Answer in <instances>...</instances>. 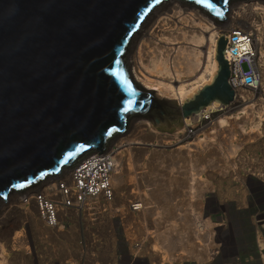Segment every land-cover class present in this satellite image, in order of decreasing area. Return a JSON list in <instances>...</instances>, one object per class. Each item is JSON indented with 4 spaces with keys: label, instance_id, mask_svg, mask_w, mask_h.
<instances>
[{
    "label": "water",
    "instance_id": "95a60500",
    "mask_svg": "<svg viewBox=\"0 0 264 264\" xmlns=\"http://www.w3.org/2000/svg\"><path fill=\"white\" fill-rule=\"evenodd\" d=\"M168 1L0 0V201L106 152L133 118L173 126L234 101L225 37L214 81L181 109L135 81L133 37ZM175 1L222 24L237 0Z\"/></svg>",
    "mask_w": 264,
    "mask_h": 264
},
{
    "label": "bare ground",
    "instance_id": "6f19581e",
    "mask_svg": "<svg viewBox=\"0 0 264 264\" xmlns=\"http://www.w3.org/2000/svg\"><path fill=\"white\" fill-rule=\"evenodd\" d=\"M230 4L231 6L229 7V10L225 13L228 20L222 24H217V21L216 23H213L212 21H214V18L211 16L209 17V15L207 17V13L195 9L197 7L182 4L175 0H170L155 9L144 25L140 28L139 32L134 35L133 47L137 44L139 39L146 37L147 33L144 35V32L146 31L151 19L156 16L158 17V21L156 22L157 26L154 28V31L152 30V34H148L150 38L159 34V28L163 27L161 24L175 18L186 25V29L184 30L181 39L188 43L186 46L173 47V45L177 44L170 43L176 41L177 39H172L175 33H170L167 38L165 37V44L161 48L157 47L156 59L153 58L150 60L145 48L146 42L143 38L142 42L139 43L140 46L137 48L138 50L135 53V56L132 57V65L134 67L131 69L133 70L132 74L135 81L146 91L153 92L158 100L164 99L178 101L180 108L190 100L194 99L200 91H202L206 86L212 84L218 73L219 63L216 57L220 38L225 37L229 40L231 32L237 28L254 32L251 25L247 28V21L244 22L245 27H243L244 25L242 24L241 19L244 17L249 18L251 16L252 19L256 20L257 17L255 16L258 12H261L264 15V0H252L250 3L234 4L231 2ZM184 5H187L188 7H185ZM262 20H264V17H262ZM237 24H241L243 26L238 25L235 27ZM228 28L230 30L229 32H226L224 29ZM253 35L256 38L255 48L247 43H243L242 46L245 47V53L249 54L248 57L254 58L261 65L263 61V53H261L262 44L258 41L256 32H254ZM170 45L172 46L170 47ZM149 60L150 65H147V61ZM263 75L264 73H262V77ZM158 77H164V79H158ZM169 77L171 80L173 79V81H169ZM174 83L179 85H174ZM263 89L264 81L262 83V87L259 88L258 86V89L251 94H248L247 92L238 94V91L233 89L235 92V98L231 104L221 105L218 102H214L197 114H193L189 117H183L185 125L179 130V134H177V147L170 152L178 156L186 155L190 158L193 157L194 159H198V161L202 162L200 164L201 168L196 174H188V182L190 185L188 187L187 195L192 200L200 197L199 184L203 182L201 173H210L212 171L211 169H208L209 166L207 163L203 162L202 156L199 157L200 154H205L207 157L214 159L215 154L219 152L222 153V156L231 159L237 154L239 147L264 142L262 140L264 137V110L260 109L257 115H254V111L256 110L254 105L256 102L258 103L259 100H256L258 97H261ZM241 107H243L242 113L245 115L241 117H232L231 114L233 111H236ZM143 126L144 125L139 123L138 125H133L130 129L127 127L125 134L126 132L133 135L139 133L143 134L145 133V130L142 129ZM146 126L150 127V124H146ZM211 131L212 134H208ZM202 132L206 134V137L199 140V134ZM238 135L241 138L239 139V142L236 141V137ZM193 138H196L195 142L191 143L190 140ZM136 145H142L139 138L134 140L128 139L121 142L116 149H108L104 153H92L81 161L82 163L87 157L96 154V159L93 160V162L89 165V168L85 169L83 173L92 177L93 182L96 185L97 179H102L104 173L107 174L109 172V186L111 187L113 194L112 199H109L105 195L102 187L101 190H99L100 193L95 195H91L88 192L85 196H83L82 192L79 194L77 182L72 174L74 168H72L71 172L70 169L63 170L60 175L61 177L58 176L46 179L45 181L40 182L37 187L27 189L24 193L17 194L18 196H13L12 198H9V196L7 200L0 201V264H10L12 259L8 256L9 252L11 255L15 256V260L18 257L17 255H19V257L21 256L24 261H26V264H31L34 255L33 253H35V246L30 228L27 224H32L37 214L42 224H44L45 227L48 226V230L43 232L37 224H33L37 231H42L38 236L39 238L43 234L48 233H50V236L55 233L56 235H60L62 233H67V228L63 227V224H65L69 219L76 225H79L81 221H84L85 217H90L91 215L101 216L107 211L115 213L116 210L114 201L116 200V194L120 196L119 202H122L125 206V208H123L125 215L121 213V215H119V213H116L115 216L110 217L108 220L109 223L104 225V230L90 229L95 230L102 239L104 234H107V236L112 239L107 241L108 244L110 246L114 245L115 247L117 236L114 238V235L117 232L116 226L119 223L122 229L121 233L124 234L125 238H127L129 242L127 244L129 249H132V245L133 247L135 246L136 249L144 247V237L143 239L141 238L137 240L134 239L132 235H136V232L142 225L141 231L145 233L147 242H149L151 233L147 228V224L136 220L129 225L128 221H126L130 217L135 218L136 213H138V216L143 217L148 215V204L142 202L147 194L146 192H141L142 189L140 188L141 185L139 186L138 183V174L133 172L131 169V166H133L131 163H134L132 160L134 155L136 156L139 154L140 156H143L146 155L148 151H151L150 147L140 148L136 147ZM163 152H166V150H163ZM109 162L111 165H108ZM125 166L128 167L127 170L125 169ZM59 183H65L66 187L70 190V194L66 200H70L72 203L71 207H68L65 204H58L56 206L57 221L53 224V226H50L42 221L34 196L39 193L49 195L56 200H59V198H57V195L59 194ZM196 185L199 188H197ZM91 187L95 186L91 185ZM260 188L264 191V183H261ZM137 189L139 191H136ZM130 192L133 194L132 199L134 200H127L129 198L126 197L127 193ZM81 196H83L82 200H80ZM190 206L191 212H195L192 210L194 205L191 203ZM192 216V221L189 220L193 234L192 239L194 237V240L197 242L194 244L195 246L193 247V251H188L193 254L203 248L202 243H205L204 233L206 231H211L213 225H209L210 221L202 222L199 217H196L195 215ZM104 220L107 221V219ZM144 222H146L145 219ZM263 222L264 213H255L254 224L257 231V242L259 244V251L257 250V252L258 254H261L264 262V235L259 227V224ZM173 225L174 227L170 229V232L167 231L164 233V244L165 247L169 248L168 250H175L174 252L181 251V253L178 252L176 256L175 254H172L177 259H174V256L164 257L165 254L160 253L159 256H157L160 258V261H158L157 264H164L166 263V260L169 259L179 263L186 260L184 247H189L190 240L187 238L188 234H185V231L180 232L179 238L174 240L175 237L173 238V234L175 233L176 226H178V224L176 225L173 223ZM25 226L27 227V231L24 229ZM90 229L88 227L86 230L90 231ZM71 230L72 228H70V231ZM203 231L204 233H202ZM110 241H112L113 244H111ZM122 241L125 243L124 237ZM137 243H139V248L136 246ZM103 244H106L104 239ZM90 245L93 247V250H95V245L89 244V246ZM109 245L107 247H109ZM78 249L79 257H81L82 248ZM207 249L210 261L212 262L213 260H217L219 252H215V250H213V244L209 246L207 245L206 248H203V250ZM125 260H127L126 264H138V259H133L132 251H130V258L125 256ZM58 263L72 264V262L67 263L60 261Z\"/></svg>",
    "mask_w": 264,
    "mask_h": 264
},
{
    "label": "rangeland",
    "instance_id": "374dc122",
    "mask_svg": "<svg viewBox=\"0 0 264 264\" xmlns=\"http://www.w3.org/2000/svg\"><path fill=\"white\" fill-rule=\"evenodd\" d=\"M251 1L252 0H237L234 1L233 4L250 3ZM230 6L231 4L229 7ZM195 9L199 10L198 8ZM206 16L208 17V14ZM255 17H257L256 20L252 19L251 16L249 18L244 17L241 20L243 25L244 22L247 21V28L251 25L253 31L256 32L258 41L262 44L261 53H263V61L261 66L262 73H264V20H262L264 15L261 12H258ZM157 19V16L151 19L144 32V35L147 33L146 37H142L137 41V44L134 45L129 57L131 68L134 67L132 65V57L135 56V53L138 50L137 48L140 46L139 43L142 42L143 38L146 42L145 48L150 60L153 58L156 59L157 47L161 48L165 44V37L167 38L170 33H175L172 39H177L170 43L177 44L173 45V47L187 45L188 42L181 39V36L186 29V25L175 18L161 24L163 27L159 28V34L150 38L148 34H152L154 28H156ZM212 22L216 23V20L214 19ZM238 25L241 24H237L235 27ZM243 27H245V25ZM224 30L229 32L230 29L228 28ZM171 46L172 45H170V47ZM150 60L147 61V65H150ZM248 69V65L246 63L243 64V70L248 71ZM158 79H164V77H158ZM168 80L173 81L170 77ZM174 85L179 84L174 83ZM161 101L178 104V101L175 100L163 99ZM256 101H258V103L256 102L254 105L256 108L254 111L255 116L260 109L264 110V89L261 97H258ZM178 106L180 107L179 104ZM242 112L243 107L233 111L231 116L241 117L245 115ZM139 123L144 125V128L142 127V129L145 130V133L133 135L126 132V134L121 135L115 140V142L110 144L109 150L116 149L118 145L125 140H134L137 138L141 140L142 145H136V147H150L151 152L148 151L147 154L143 156H140L139 154L136 156L134 155L135 158L134 156L132 157L134 163H131V165H133L131 166V169L138 174V183L139 186L141 185L140 188L142 189L141 192H146L147 194L142 202L148 204V215L143 217L138 216V213H136V219L130 217L126 220L129 225L136 220L146 223L147 228L151 233L149 238L150 241L147 242L145 233L141 231V225L136 232L137 234L132 236L137 240L141 238L143 239L144 237L147 244L144 241V247L136 249L132 245V249H129L128 245L122 241L123 234L121 233L122 229L119 224V226H116L117 232L114 235V238L117 236L115 247L114 245L110 246L108 244L107 241L112 239L107 236V234H104L103 239L106 241V244L100 248V260L104 263H108L112 256L117 257L119 254L126 255V257L130 258V251L133 253V259H138V264H157L158 261H160V258L157 257L160 253H164V257H173L174 255L172 254H175L176 256V254L178 252L181 253V251L174 252L175 250H168L169 248L165 247L164 244V233L167 231L170 232V229L174 227L173 223H175L176 225L178 224V226H176V231L173 234V238L175 237L174 240L176 238L178 239L180 232L184 231L185 234H188L187 238L190 240L189 247H184L186 260L179 263L169 259L166 260V263L164 264H263L264 262L261 254H258L257 252V250L259 251V244L257 242V231L254 224V217L257 212L264 213V191L260 188L261 183H264V142L239 147L237 154L231 159L222 156V153L219 152L215 154L214 159L207 157L205 154H200L199 157L202 156L203 162L207 163L209 166L208 169H211L212 171L210 170V173H201L203 182L199 184L200 197L192 200L187 195L188 187L190 185L188 182V174H196L201 168L200 164L202 162L193 157L190 158L186 155L178 156L170 152L177 147V134H179V130L184 127V121L180 124L177 121L173 126H157L155 121L151 118L137 117L130 120L128 129ZM146 124H150L151 128L146 126ZM210 133L212 134V131L208 134ZM205 137V133L202 132L199 134V140L204 139ZM195 139L196 138L191 139L190 142H195ZM239 139L241 138L238 135L236 141L239 142ZM262 140L264 141V137ZM163 150H166V152H163ZM125 169L127 170L128 167L125 166ZM71 170L72 169H70V172ZM38 185L39 184L34 187H37ZM199 187L197 186V188ZM136 191L139 190L137 189ZM13 196L18 195L17 193H13L9 198H12ZM115 197V213L107 211L101 216L91 215L90 217H85L84 221H81L79 225L73 224L71 227L72 230L69 234L62 233L59 235L57 233L58 235H56L55 233L50 236V233H48L43 234L39 238V234L42 231L45 232V230H48V226L46 225L47 227H45L44 224H42L37 214L35 220H32V224L30 223L29 225L26 223L30 228L35 246V253H33L34 255L31 264H59V261L66 262V260L71 263L74 259H81L78 253V243L80 240H87L86 232H88V230L86 229L89 227V229L104 230V225L109 223L108 220L110 217L115 216L116 213H119V215H125L123 212L125 206L122 202H119L120 196L116 194ZM126 197H129L127 200H134L132 199L133 194H131V192L127 193ZM191 203L194 205L192 210L195 212H191L190 210ZM192 215L199 217L202 222L210 221V223L208 222L209 225H213L211 231H206L205 233L204 231L202 232L205 236V243L202 241V246L203 248H206L207 245L209 246L213 244V250L219 252L217 260L210 261L207 253L208 249L203 250V248H201L193 254L188 251H193L194 244L197 242L194 240V237L192 239L193 234L192 228L190 227V221L193 219ZM143 218L146 222H144ZM104 219H107V221ZM33 224H37L42 231H37ZM99 224L102 225L100 226ZM259 227L264 235V222L260 223ZM24 229L27 231L26 226ZM110 242L113 244L112 241ZM108 245L109 247H107ZM8 256L12 259L10 264H26V261H24L21 256L19 257V255H17L18 257L16 260L15 256L11 255L10 252ZM175 256L174 259H177ZM88 261L93 263L91 260ZM80 264H82V261Z\"/></svg>",
    "mask_w": 264,
    "mask_h": 264
},
{
    "label": "built area",
    "instance_id": "2783aa9c",
    "mask_svg": "<svg viewBox=\"0 0 264 264\" xmlns=\"http://www.w3.org/2000/svg\"><path fill=\"white\" fill-rule=\"evenodd\" d=\"M253 34L254 32H251L249 30L237 28L236 30L231 32L230 38L228 40L225 58L229 63L231 71L229 83L234 90L238 91V94L243 92L251 94L258 89V86L259 88L262 87V66L254 58H249V54L245 53V47L242 46L243 43H247L255 48L256 38ZM245 63L248 65V71L243 70V64ZM95 156L96 154L87 157L84 162H80L77 166L74 167L72 171L75 181L77 182L79 194L82 192L83 196H85L88 192L91 195H95L100 193L99 190H101L102 187L105 195L109 199H112L113 194L111 191V187L109 186V172L107 174L104 173L102 179H97L96 185L94 184L92 177H90L86 173H83L85 169L89 168V165L93 162V160L96 159ZM108 165H111V163L109 162ZM91 185L95 187H91ZM58 191L59 194L57 195V198H59V200H56L49 195L39 193L34 196L36 205L40 211V217L42 221L50 226H53V224H55L57 221L56 206L58 204H65L66 206L71 207L72 203L70 200H66L68 195L70 194V190L66 187L65 183H59ZM83 196L80 197V200L83 199ZM73 224L75 223L70 219L65 224H63V227L67 228L68 234L70 233V228L73 226ZM117 226H119V223ZM88 232H86L87 240H80L78 243L79 248H82V255L80 257L81 259H74L72 261V264H80L81 261L82 264H126V255L122 254H119V256L117 257L112 256L108 263L102 262L99 256L101 254L100 248L104 245L103 239L95 230H91ZM123 237L124 242L128 244L129 242L127 238H125L124 234ZM89 244L95 245V250H93V247L91 245L90 247ZM136 246L137 248H139V243H137ZM88 260L93 261V263H90V261ZM66 262L68 263V260H66Z\"/></svg>",
    "mask_w": 264,
    "mask_h": 264
},
{
    "label": "snow or ice",
    "instance_id": "6c2138e0",
    "mask_svg": "<svg viewBox=\"0 0 264 264\" xmlns=\"http://www.w3.org/2000/svg\"><path fill=\"white\" fill-rule=\"evenodd\" d=\"M125 82H126V81H125ZM125 110L127 111V110H130V109H125Z\"/></svg>",
    "mask_w": 264,
    "mask_h": 264
}]
</instances>
